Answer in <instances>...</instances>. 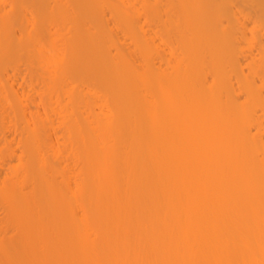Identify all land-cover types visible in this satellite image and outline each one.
<instances>
[{
    "label": "bare ground",
    "instance_id": "1",
    "mask_svg": "<svg viewBox=\"0 0 264 264\" xmlns=\"http://www.w3.org/2000/svg\"><path fill=\"white\" fill-rule=\"evenodd\" d=\"M249 263L264 0H0V264Z\"/></svg>",
    "mask_w": 264,
    "mask_h": 264
},
{
    "label": "rangeland",
    "instance_id": "2",
    "mask_svg": "<svg viewBox=\"0 0 264 264\" xmlns=\"http://www.w3.org/2000/svg\"><path fill=\"white\" fill-rule=\"evenodd\" d=\"M255 262V261H254ZM249 264H251V263H249ZM252 264H254V263H252Z\"/></svg>",
    "mask_w": 264,
    "mask_h": 264
}]
</instances>
